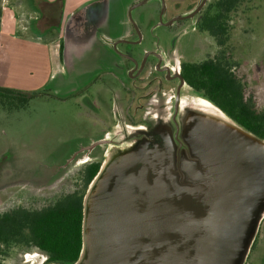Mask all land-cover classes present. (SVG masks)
<instances>
[{"label":"water","instance_id":"obj_1","mask_svg":"<svg viewBox=\"0 0 264 264\" xmlns=\"http://www.w3.org/2000/svg\"><path fill=\"white\" fill-rule=\"evenodd\" d=\"M214 105L224 120L181 105L175 132L166 114L109 153L73 264H243L264 213V139Z\"/></svg>","mask_w":264,"mask_h":264},{"label":"rangeland","instance_id":"obj_2","mask_svg":"<svg viewBox=\"0 0 264 264\" xmlns=\"http://www.w3.org/2000/svg\"><path fill=\"white\" fill-rule=\"evenodd\" d=\"M3 1L0 0V18ZM129 1L134 0H99L100 6L106 7V13L99 19H92L88 25V38L80 42L78 48L69 38L71 53L68 59L63 58L60 63L56 56L51 79L45 86L33 90L30 87L33 80L40 84L48 79L45 50L41 47H35L34 52L24 50L26 46H16L10 40L12 48L0 71V87L26 95L27 101L24 102L20 94L0 96V214L21 207L40 210L71 189L72 182L64 178L65 171L71 168L59 170L50 166L58 157L71 154L75 145L101 130L102 123L91 120L84 100L77 97L76 91L98 71L109 68L113 54L109 48L111 42L129 27L132 20L129 9L134 3L127 9ZM168 1L170 11L166 17L189 12L201 0ZM215 1L207 0L203 11L215 12L212 6ZM152 8H156L155 0L134 9L132 18L136 20ZM198 17L179 23L180 48L185 57L179 54L178 57L199 62L224 50L233 70L245 84L246 96L252 98L259 111H264V0L242 1L231 14L230 38L221 47L209 33L191 30ZM149 20L144 30L147 36H151L150 33L161 36L167 32L165 26L152 29L157 21L156 14ZM71 32L72 28L70 35ZM23 34L19 29L17 35L28 39L29 35ZM41 41L48 43L49 38L44 37ZM30 70L34 73L30 74ZM29 93L45 98L31 99ZM198 96L203 94L190 85L184 87L182 100L185 103H193ZM46 169H51L48 173L51 180L32 183L35 173L38 170L46 172ZM46 257L45 253L27 244L0 245V264H47ZM245 259L243 264H264V213Z\"/></svg>","mask_w":264,"mask_h":264},{"label":"flooded vegetation","instance_id":"obj_3","mask_svg":"<svg viewBox=\"0 0 264 264\" xmlns=\"http://www.w3.org/2000/svg\"><path fill=\"white\" fill-rule=\"evenodd\" d=\"M141 1L143 0L134 1L129 9L132 19L131 31L115 37L111 42L110 50L113 54L109 68L98 71L94 78L76 91L77 97L84 100L91 120L102 124L99 133L75 145L71 154L58 157L50 166L51 169L57 167L59 170L71 168L65 171L63 177L72 182V187L60 198L70 193L84 196L109 153L142 137L145 130L153 129L156 122L163 119L166 114H169L170 123L174 127V132L176 131L175 117L178 118L180 114L183 89L189 85L183 74L184 63L198 62L181 60L178 57V54L181 55L180 57H185L180 48L182 35L179 23L199 16L191 30L200 34L208 33L199 27V20L206 3L194 16L175 19L178 15L192 12L203 0L191 11L174 14L171 17H166L170 11L169 1L155 0L156 8L150 9L134 20L133 10L150 0L138 4ZM155 14L157 21L151 26L152 29L165 26L167 32L161 36L155 33L147 36L144 30L150 23L149 17ZM220 52L205 60L222 56ZM221 59L225 62V58L221 57ZM50 170L46 169V172L38 170L32 183L50 181L51 175L48 176Z\"/></svg>","mask_w":264,"mask_h":264},{"label":"trees","instance_id":"obj_4","mask_svg":"<svg viewBox=\"0 0 264 264\" xmlns=\"http://www.w3.org/2000/svg\"><path fill=\"white\" fill-rule=\"evenodd\" d=\"M242 1L216 0L212 4L215 12L201 14L200 29L213 36L219 46L229 40L230 17ZM223 51L216 59L185 62V80L240 125L264 139V112L246 96L245 84ZM10 94H20L21 99L27 101L26 95L0 87V96L10 97ZM34 94L29 93L28 97L32 99ZM83 197V194L70 193L40 210L21 207L3 212L0 214V245L27 244L45 253L48 263L73 264L83 246Z\"/></svg>","mask_w":264,"mask_h":264},{"label":"crops","instance_id":"obj_5","mask_svg":"<svg viewBox=\"0 0 264 264\" xmlns=\"http://www.w3.org/2000/svg\"><path fill=\"white\" fill-rule=\"evenodd\" d=\"M134 1L127 3V9ZM104 8L106 9V7L100 6L99 0H64L63 2L60 0L3 1L0 18V71L3 69L7 52L12 48L10 40L16 46H26L24 50H32L34 52L35 47H41V49L45 50L47 56L48 79L40 84L33 80L30 87L33 90L36 87L45 86L51 79L56 56L60 63L63 58L68 59L71 53L68 49L70 39L74 42L75 47L78 48L80 46L79 43L88 38L90 34L88 25L92 22V19H99L101 15L103 16L106 13ZM73 20L75 21L73 22ZM71 28L73 29L70 35ZM19 29L24 33L23 36L29 35L28 39L17 35ZM130 31L131 24L121 34ZM44 37L49 38L48 43L44 44L41 41ZM5 40L9 42H4ZM34 72L30 70V74Z\"/></svg>","mask_w":264,"mask_h":264},{"label":"bare ground","instance_id":"obj_6","mask_svg":"<svg viewBox=\"0 0 264 264\" xmlns=\"http://www.w3.org/2000/svg\"><path fill=\"white\" fill-rule=\"evenodd\" d=\"M181 105L183 108L186 106H191V107L194 106L197 109L201 110L202 112L210 114L211 117H216L219 119L224 118L222 116L223 114H221L222 112L211 101H209L208 99L202 96L196 97L193 103H185V101L182 100Z\"/></svg>","mask_w":264,"mask_h":264}]
</instances>
